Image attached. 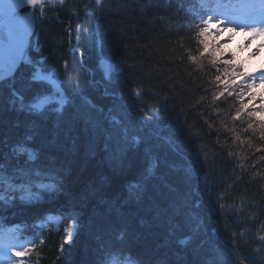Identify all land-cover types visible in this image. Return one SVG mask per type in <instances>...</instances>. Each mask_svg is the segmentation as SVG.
<instances>
[{"label":"trees","instance_id":"obj_1","mask_svg":"<svg viewBox=\"0 0 264 264\" xmlns=\"http://www.w3.org/2000/svg\"><path fill=\"white\" fill-rule=\"evenodd\" d=\"M80 1L41 17L29 49L66 107L34 110L53 89L25 64L0 84V165L42 194L0 200V221L63 218L36 264H264V111L240 108L241 65L200 35L196 0Z\"/></svg>","mask_w":264,"mask_h":264},{"label":"rangeland","instance_id":"obj_2","mask_svg":"<svg viewBox=\"0 0 264 264\" xmlns=\"http://www.w3.org/2000/svg\"><path fill=\"white\" fill-rule=\"evenodd\" d=\"M69 0H66V2ZM212 1V5L209 4ZM65 2V1H64ZM73 2L78 3L75 5L76 7L82 6L79 5L81 3L80 0H73ZM97 8L101 5H97L95 0H92ZM201 6L205 7V10H208V16L212 17V21L209 23V35L215 36L220 42H222L223 46L227 50L231 51V54L238 56L240 59L241 66L243 67V74H249L252 82V86L250 87L251 93L245 92L246 90L239 89L242 93H244V97L239 92L237 97L238 99H246L248 103L245 102L244 105H240V108H246V106L256 105L253 100L250 99H260V102L264 106V80H261L260 77L264 76V35H258L252 32L249 27H245L241 29V27L236 28L233 27L229 20L225 18L222 14V9L219 7L218 0H201ZM55 7V5H54ZM87 7V6H86ZM86 7H83V11L86 12ZM207 20V19H206ZM221 21H223L221 23ZM211 23H216V28H211ZM44 61L40 60L39 62H34L31 67L35 66L36 78H43L45 75H48V78L54 83L55 86L58 85V82L52 75H54V70H47L44 65H42ZM106 61L101 62V68H104ZM110 70V69H109ZM56 104L59 106L63 105V96L60 95L56 99ZM53 99L50 97H43L36 105H41L42 107L36 108L35 110L42 109L45 105L52 102ZM263 117V116H262ZM264 121V117H263ZM47 221L50 225L53 223L51 227L56 230H60L61 220L59 217L50 216ZM50 227V228H51ZM67 241H71L74 236V223L70 224L69 231H66ZM0 264H2L0 262ZM4 264V263H3ZM7 264V263H6ZM11 264H34L28 253L25 258L22 260H17L16 262H12Z\"/></svg>","mask_w":264,"mask_h":264},{"label":"snow or ice","instance_id":"obj_3","mask_svg":"<svg viewBox=\"0 0 264 264\" xmlns=\"http://www.w3.org/2000/svg\"><path fill=\"white\" fill-rule=\"evenodd\" d=\"M22 3H26L28 5H31L33 7L38 5H43L45 0H21ZM51 2L54 4L55 0H51ZM102 0H95V3L97 5H101ZM59 3L62 5L64 3V0H59ZM0 4H3V0H0ZM18 16V13L16 12L15 6H8L5 9V17L6 19L0 23V27L6 28L8 26V23L11 22L12 19ZM212 21V17L209 16L207 20L203 21L205 24H209ZM223 21H221L222 23ZM229 22H232L229 20ZM259 23L261 25H264V16H261L258 20L252 19L251 23H241L240 27H249V29L258 34V35H264V27H256V24ZM211 28H216V23H211ZM208 28H204L201 30L200 35L203 36L206 32H208ZM27 35V31H25L24 36L16 37L13 36L11 32H9V40L8 43L4 45H0V68L14 66L16 59L18 58L19 53L23 49V42L24 38ZM203 43V41H201ZM205 47H207L205 45ZM261 80H264V76L260 77ZM34 107L40 108L41 105H35ZM30 160H35V157L30 154L29 156ZM4 166L0 165V200H5L6 196L5 193L11 192V191H21V192H27V196H22V200L31 199V193L30 189L27 187V185L24 183V181H30V176L32 175V170L25 169V168H16L14 170V175L8 176L3 171ZM36 174H39V170L36 171ZM20 179V184L13 183L14 180ZM40 187L48 188L49 190L53 189L55 186L52 184L49 185H43L41 184ZM17 256H24L26 255L25 252H17Z\"/></svg>","mask_w":264,"mask_h":264},{"label":"water","instance_id":"obj_4","mask_svg":"<svg viewBox=\"0 0 264 264\" xmlns=\"http://www.w3.org/2000/svg\"><path fill=\"white\" fill-rule=\"evenodd\" d=\"M49 2H51V0H45L44 4ZM8 6H15L18 16L12 19L6 28L0 27V45L8 43L9 32H11L13 36L20 37L24 36L25 31H27V35L24 38L23 49L19 53L15 65L0 68V83L12 78L15 75V72L19 69L21 63L25 60L24 56L27 54L29 41L35 30L33 12L35 8H38L41 5L33 7L26 3H22L21 0H3V4H0V23L6 19L5 9ZM71 51L74 52V50Z\"/></svg>","mask_w":264,"mask_h":264},{"label":"bare ground","instance_id":"obj_5","mask_svg":"<svg viewBox=\"0 0 264 264\" xmlns=\"http://www.w3.org/2000/svg\"><path fill=\"white\" fill-rule=\"evenodd\" d=\"M260 4H262V5H263V3H262V2H260Z\"/></svg>","mask_w":264,"mask_h":264}]
</instances>
